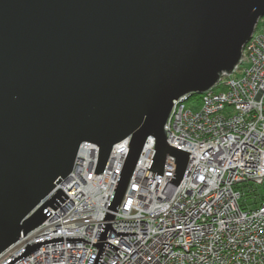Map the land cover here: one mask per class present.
Returning a JSON list of instances; mask_svg holds the SVG:
<instances>
[{
    "label": "water",
    "instance_id": "1",
    "mask_svg": "<svg viewBox=\"0 0 264 264\" xmlns=\"http://www.w3.org/2000/svg\"><path fill=\"white\" fill-rule=\"evenodd\" d=\"M262 17L264 0H0V254L68 198L59 188L46 199L83 143L98 147L99 174L131 135L96 244L45 239L8 264L62 242L96 246L100 262L106 245L119 249L110 230L135 234L111 223L146 139L148 170L162 175L169 156L178 185L190 153L167 143L173 102L231 74Z\"/></svg>",
    "mask_w": 264,
    "mask_h": 264
},
{
    "label": "built area",
    "instance_id": "2",
    "mask_svg": "<svg viewBox=\"0 0 264 264\" xmlns=\"http://www.w3.org/2000/svg\"><path fill=\"white\" fill-rule=\"evenodd\" d=\"M193 95L173 102L164 126L167 143L190 153L178 185L170 181L176 163L169 156L162 175L148 170L154 138L143 146L111 223L117 232L135 234L110 230L107 242L119 249L106 245L100 262L96 246L62 242L40 246L15 264H264V196L254 201L264 186V26L253 32L231 74L222 72L199 101ZM129 143L113 146L99 174L98 147L79 151L68 178L46 199L59 188L68 198L55 210L48 206L51 214L2 252L0 264L45 239L96 244Z\"/></svg>",
    "mask_w": 264,
    "mask_h": 264
},
{
    "label": "bare ground",
    "instance_id": "3",
    "mask_svg": "<svg viewBox=\"0 0 264 264\" xmlns=\"http://www.w3.org/2000/svg\"><path fill=\"white\" fill-rule=\"evenodd\" d=\"M261 20V18L259 19V21ZM257 25L258 24H256V26H255V29H254V31H257L258 29H260L262 26L261 25H258V28H257ZM247 44V43H246ZM246 44L244 45V46H246ZM171 113V112H170ZM170 116V115H169ZM169 118V117H168ZM168 120V119H167ZM126 138H128L127 140H126ZM126 138H124L123 140L124 141H126V143L127 142H130L129 140H131V135H129V136H127ZM147 140V139H146ZM155 140V139H154ZM146 142V141H145ZM116 145V144H115ZM114 145V146H115ZM79 151H83V152H94V147H93V144L91 143L90 145H87L86 143H84V144H82L81 146H80V148H79ZM142 152V151H141ZM131 180V179H130ZM182 180V179H181ZM60 184V183H59ZM129 185V184H128ZM127 189H129L128 187H127ZM126 189V191H128ZM126 191H125V193H126Z\"/></svg>",
    "mask_w": 264,
    "mask_h": 264
},
{
    "label": "trees",
    "instance_id": "4",
    "mask_svg": "<svg viewBox=\"0 0 264 264\" xmlns=\"http://www.w3.org/2000/svg\"><path fill=\"white\" fill-rule=\"evenodd\" d=\"M258 25H261V26H264V17H262L261 18V20L257 23ZM258 25H257V28H258ZM200 95H198V94H194L193 96H192V101H195V102H197V101H199L200 100ZM263 188V190H264V186L262 187ZM264 193V192H263ZM263 193L262 194H260L259 193V195H257L258 197H254L255 199H254V201L258 204V203H261L262 202V200H263ZM255 196H256V194H255Z\"/></svg>",
    "mask_w": 264,
    "mask_h": 264
},
{
    "label": "rangeland",
    "instance_id": "5",
    "mask_svg": "<svg viewBox=\"0 0 264 264\" xmlns=\"http://www.w3.org/2000/svg\"><path fill=\"white\" fill-rule=\"evenodd\" d=\"M258 22H259V20H258ZM166 140H167V139H166ZM257 191H258L260 194H262V193L264 192V190H263V188H262L261 186L258 187Z\"/></svg>",
    "mask_w": 264,
    "mask_h": 264
}]
</instances>
